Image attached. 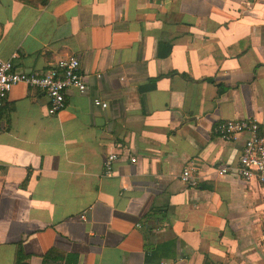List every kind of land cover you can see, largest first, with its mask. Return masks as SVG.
<instances>
[{
	"label": "crops",
	"instance_id": "obj_1",
	"mask_svg": "<svg viewBox=\"0 0 264 264\" xmlns=\"http://www.w3.org/2000/svg\"><path fill=\"white\" fill-rule=\"evenodd\" d=\"M41 3L0 0V61L40 73L74 56L87 91L55 116L43 92L9 93L0 264L19 245L27 264L51 249L77 264H264V190L237 172L248 135L211 132L250 119L264 133V0Z\"/></svg>",
	"mask_w": 264,
	"mask_h": 264
},
{
	"label": "built area",
	"instance_id": "obj_2",
	"mask_svg": "<svg viewBox=\"0 0 264 264\" xmlns=\"http://www.w3.org/2000/svg\"><path fill=\"white\" fill-rule=\"evenodd\" d=\"M18 85L43 92L48 99L49 116H55L66 108V99L70 91L78 94H84L87 91L79 60L74 56L60 59L47 71L40 73L16 71L12 60L0 61V112L9 93ZM93 103L102 109L107 107L106 103L99 100H94ZM211 132L225 141H233L241 135H248L238 158L237 172L242 180L249 182L254 179L264 190V133L260 132L258 123L250 119L228 120L214 125ZM117 161L118 158L114 154L106 158L103 163L105 177L112 176ZM131 161L135 162L134 159ZM217 173L219 176H224L227 168ZM181 180L187 185L194 184L191 168L183 170ZM81 218L84 219V216Z\"/></svg>",
	"mask_w": 264,
	"mask_h": 264
},
{
	"label": "trees",
	"instance_id": "obj_3",
	"mask_svg": "<svg viewBox=\"0 0 264 264\" xmlns=\"http://www.w3.org/2000/svg\"><path fill=\"white\" fill-rule=\"evenodd\" d=\"M48 0H42L41 7L46 6ZM29 257L24 254L22 246H17L15 264H27ZM43 264H77V258L74 255H64L56 249L49 250L42 257Z\"/></svg>",
	"mask_w": 264,
	"mask_h": 264
}]
</instances>
